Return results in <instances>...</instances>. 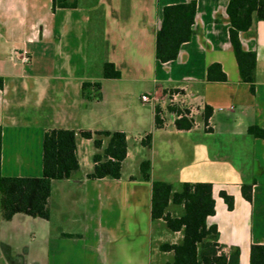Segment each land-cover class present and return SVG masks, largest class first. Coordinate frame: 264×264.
Here are the masks:
<instances>
[{
    "label": "crops",
    "instance_id": "crops-1",
    "mask_svg": "<svg viewBox=\"0 0 264 264\" xmlns=\"http://www.w3.org/2000/svg\"><path fill=\"white\" fill-rule=\"evenodd\" d=\"M189 1L78 0L75 8L54 10L52 0H0L2 175L40 178L44 135L56 129L77 133L80 164L72 179L52 182L50 219H40L46 231L40 253L12 258L11 244L0 239L5 252L0 264H152L154 237L163 221L152 219V183L140 174V164L148 159L140 160L138 174L126 172L131 139L138 136L141 143L148 134L152 154L159 138L173 137L164 145L177 165L206 169L199 172L203 179L173 181L164 170L157 176L149 159L152 180L174 187L177 182L212 185L215 215L207 224L217 227L224 253L239 248L240 264H250L251 247L264 245V138L248 133L253 126L264 130V21L253 35L240 36L245 50L257 55L252 93L241 81L230 43V0H197L192 39L181 46L176 60H157L164 8ZM105 64H113L120 78L105 79ZM213 64L222 67L227 82L207 80ZM97 82L101 98L85 100L83 84ZM171 94L179 109H193L192 129L175 127L178 115L166 111ZM144 95L155 105L143 103ZM206 106L213 115L205 125ZM156 107L163 113L162 129L155 126ZM82 131L126 134L128 156L120 180L87 178L98 151L95 146L90 150L93 140L82 138ZM217 136L225 138L224 148L230 150V169L216 168ZM190 155L193 161L185 162ZM245 185L252 186L250 201L243 195ZM222 192L233 197L232 210ZM21 215L8 222L0 216V229Z\"/></svg>",
    "mask_w": 264,
    "mask_h": 264
},
{
    "label": "trees",
    "instance_id": "trees-1",
    "mask_svg": "<svg viewBox=\"0 0 264 264\" xmlns=\"http://www.w3.org/2000/svg\"><path fill=\"white\" fill-rule=\"evenodd\" d=\"M53 9H69L78 6V0H52ZM197 0L186 4L166 6L160 29L157 32L156 58L161 63H168L178 58L181 46L189 42L195 31ZM230 24L229 38L238 64L241 81L255 92L257 55L245 50L241 43V34L253 35L258 22L264 21V0H230L227 7ZM105 79H119L120 73L113 64H105ZM209 82H227V75L219 64L208 68ZM83 98L87 101L101 98L100 83H84ZM168 110L177 115L188 114L177 106ZM162 111L155 108V126L164 127ZM213 115V109L206 106L202 120L206 125ZM194 120L183 117L175 120L178 130H189ZM248 133L264 138V130L250 127ZM79 135L93 140L97 153L93 157L94 170L87 178L90 180L113 179L122 177L123 164L128 156L127 136L123 132L100 131L92 133L82 131ZM104 140H107L104 145ZM152 134L141 141V145L151 148ZM2 142L0 134V216L8 222L17 214L43 220L50 219L51 186L53 181L72 179L80 170L77 157V133L72 130H49L43 142V174L40 178L5 177L1 172ZM140 174L144 181L152 183L153 221H163L173 232H181V244H162L160 251L171 253L172 261L166 264H240L239 248H230L228 254L219 243V232L216 226H208L207 219L215 215V200L210 183H183L178 191L168 182L152 180L151 162L145 160L140 164ZM243 195L251 200L252 186H243ZM221 198L229 210L234 207L233 197L225 192ZM70 236V235H67ZM250 264H264V245L251 247Z\"/></svg>",
    "mask_w": 264,
    "mask_h": 264
},
{
    "label": "rangeland",
    "instance_id": "rangeland-1",
    "mask_svg": "<svg viewBox=\"0 0 264 264\" xmlns=\"http://www.w3.org/2000/svg\"><path fill=\"white\" fill-rule=\"evenodd\" d=\"M168 111V109H166ZM170 129H173L172 127ZM199 133H205L203 130ZM214 144L219 145L218 147V159L216 168L218 171L230 169L233 165L232 159L228 157L227 152L230 150H225L224 146L227 145L225 138L221 136H217ZM166 139L159 138L158 146L155 154L141 145L138 141V136H135L130 141V160L129 165L126 168V172L128 174H138V164L142 159H151L153 158V164L155 169V174L157 176H161L162 171H167L169 178L173 181L180 180H195V179H203L205 174L199 176V172H203L206 170L205 168L199 169L194 165L190 167H184L183 165H177L178 160L175 156L170 154L167 150H165L164 141ZM173 137H168L166 141H173ZM95 150L94 144L92 143L90 146V150ZM226 154V155H225ZM193 155L188 156L185 159V162H192ZM196 159H194V162ZM92 162V159L91 161ZM208 170V169H207ZM198 176V177H197ZM218 176V174H217ZM187 178V179H186ZM212 180V179H211ZM181 181V182H182ZM182 183L175 184V190L178 191L181 187ZM40 223H45L40 219H35L28 216H18L15 220L10 223L5 224L0 229V239L2 242H9L12 246L11 256L12 258L18 254L25 256H34L40 253V241L42 239L43 234L46 232L41 226ZM161 229L157 230V233L154 237V247L152 253V264H166L169 261H172L173 255L171 253H163L160 251L159 247L162 244H181L183 241V234L177 236V234L171 232L166 224L162 222ZM1 257L5 255L4 250L0 249Z\"/></svg>",
    "mask_w": 264,
    "mask_h": 264
},
{
    "label": "built area",
    "instance_id": "built-area-1",
    "mask_svg": "<svg viewBox=\"0 0 264 264\" xmlns=\"http://www.w3.org/2000/svg\"><path fill=\"white\" fill-rule=\"evenodd\" d=\"M23 60H24L25 62L28 61L27 58H24ZM175 96H176V94H171V95H170V105H171V106H177V104H176V102H175ZM141 101H142L143 103H150V104H154V105H155V103H156V100H155V99L150 98V97L147 96V95L142 96V97H141ZM192 115H193V109L190 108V109H188V114H180V115L177 116V119H181V118H183V117H188L189 119H191V118H192Z\"/></svg>",
    "mask_w": 264,
    "mask_h": 264
}]
</instances>
